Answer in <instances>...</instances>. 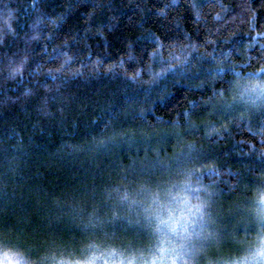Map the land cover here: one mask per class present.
Segmentation results:
<instances>
[{
	"label": "trees",
	"instance_id": "1",
	"mask_svg": "<svg viewBox=\"0 0 264 264\" xmlns=\"http://www.w3.org/2000/svg\"><path fill=\"white\" fill-rule=\"evenodd\" d=\"M262 70L264 0H0V249H146V188L188 176L182 261L234 264L264 230V102L235 95Z\"/></svg>",
	"mask_w": 264,
	"mask_h": 264
},
{
	"label": "clouds",
	"instance_id": "2",
	"mask_svg": "<svg viewBox=\"0 0 264 264\" xmlns=\"http://www.w3.org/2000/svg\"><path fill=\"white\" fill-rule=\"evenodd\" d=\"M259 83V76H255L248 86H258ZM257 202L264 207V193L257 196ZM203 210L204 203L195 194L193 181L188 176L148 187L145 211L152 222V242L148 248L133 250L91 243L80 250L53 252L51 264H184L179 236L183 230L191 229L199 222ZM261 219L264 220V216ZM249 253L255 254L256 259L246 260L243 264H264V230L249 237L247 249L236 256L234 264H240V256ZM2 257L3 253H0V264H6ZM11 264L20 262L12 261Z\"/></svg>",
	"mask_w": 264,
	"mask_h": 264
},
{
	"label": "rangeland",
	"instance_id": "3",
	"mask_svg": "<svg viewBox=\"0 0 264 264\" xmlns=\"http://www.w3.org/2000/svg\"><path fill=\"white\" fill-rule=\"evenodd\" d=\"M235 95H236V98H238L237 99L238 101H244L247 104L248 103H252V104L262 103L264 102V83H259L258 86L257 85L243 86L241 90L237 92ZM254 207H255V213H259V215L264 216V207L260 206L257 200L254 202ZM0 253H3L2 258L6 261V264H11L12 261H18L20 262V264H25L22 258H20L14 252L0 249Z\"/></svg>",
	"mask_w": 264,
	"mask_h": 264
}]
</instances>
